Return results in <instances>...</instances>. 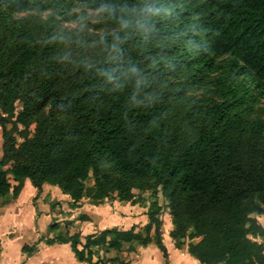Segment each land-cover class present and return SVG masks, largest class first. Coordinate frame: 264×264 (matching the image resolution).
Masks as SVG:
<instances>
[{
	"label": "trees",
	"instance_id": "16d2710c",
	"mask_svg": "<svg viewBox=\"0 0 264 264\" xmlns=\"http://www.w3.org/2000/svg\"><path fill=\"white\" fill-rule=\"evenodd\" d=\"M0 131V199L26 180L73 207L149 195L139 231L47 241L80 262L169 259L166 208L202 264H264V0H0Z\"/></svg>",
	"mask_w": 264,
	"mask_h": 264
},
{
	"label": "crops",
	"instance_id": "0c3cea01",
	"mask_svg": "<svg viewBox=\"0 0 264 264\" xmlns=\"http://www.w3.org/2000/svg\"><path fill=\"white\" fill-rule=\"evenodd\" d=\"M72 203L59 187L44 185L39 191L29 180L25 181L17 199L12 196L0 199V264H87L77 259L71 244L49 245L47 241L66 237L69 223L72 224L70 229L79 230L85 241L90 235L111 229L127 231L136 228L139 231L149 222L148 199L144 204L136 205L119 200L96 205L89 198L83 199L76 207ZM81 216L89 220L82 221ZM53 225L56 228L52 229ZM173 228L172 222L167 233L163 229L169 259L156 243L147 247L136 246L134 252H129L130 245H125L122 251L103 247H94L93 251L97 258H120L129 264H202L188 248H177L170 236ZM25 246H36L37 251L25 254Z\"/></svg>",
	"mask_w": 264,
	"mask_h": 264
},
{
	"label": "rangeland",
	"instance_id": "374dc122",
	"mask_svg": "<svg viewBox=\"0 0 264 264\" xmlns=\"http://www.w3.org/2000/svg\"><path fill=\"white\" fill-rule=\"evenodd\" d=\"M2 145H3V139H2V134H1V131H0V161L2 160ZM146 198L149 199L148 194H147ZM162 203H164V202H162ZM162 219H163V223H164V226H163L164 232L167 233L168 227L171 226V224H172V218H171V215H170V213L168 212V210L166 208H165V211H164V213L162 215ZM259 220L264 225V218H260ZM166 233H164V235Z\"/></svg>",
	"mask_w": 264,
	"mask_h": 264
},
{
	"label": "clouds",
	"instance_id": "9594fccd",
	"mask_svg": "<svg viewBox=\"0 0 264 264\" xmlns=\"http://www.w3.org/2000/svg\"><path fill=\"white\" fill-rule=\"evenodd\" d=\"M111 11H112V9H111V7L108 6V5H102V6L97 10L98 14H99V13H104V12H109V13H111ZM129 23H130L129 20H123V21H122V27L127 28V27L129 26Z\"/></svg>",
	"mask_w": 264,
	"mask_h": 264
}]
</instances>
